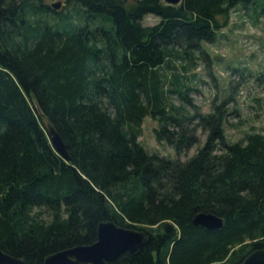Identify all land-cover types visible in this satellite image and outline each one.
Segmentation results:
<instances>
[{"label": "trees", "instance_id": "16d2710c", "mask_svg": "<svg viewBox=\"0 0 264 264\" xmlns=\"http://www.w3.org/2000/svg\"><path fill=\"white\" fill-rule=\"evenodd\" d=\"M63 2L0 0V250L44 264L95 242L108 220L148 235L139 253L109 264H240L264 249V132L229 141L228 99L201 112L192 87L163 71L178 51L208 55L202 46L231 9L264 17V0ZM146 15L157 22L143 25ZM256 81L264 92V69ZM146 116L177 156L195 153L146 149ZM198 212L220 216L222 227L193 225Z\"/></svg>", "mask_w": 264, "mask_h": 264}, {"label": "rangeland", "instance_id": "374dc122", "mask_svg": "<svg viewBox=\"0 0 264 264\" xmlns=\"http://www.w3.org/2000/svg\"><path fill=\"white\" fill-rule=\"evenodd\" d=\"M55 1L58 0H46V3L50 5ZM60 1L57 10L63 8L64 2ZM221 18L222 22L224 18ZM157 20L153 15H146L141 22L152 25ZM202 47L208 55L203 56L198 49H193L178 51V57L172 56V66L163 69L168 80L179 74L182 82L192 87L189 96L201 112H208L213 100L219 102L227 98L228 110H236V114L227 116L224 127L229 141L240 140L250 131L264 132V92L256 81V76L264 69V17L255 19L251 11L239 6L231 9L227 24L219 30L216 40ZM172 101L179 102L175 95ZM188 108L191 112V107ZM156 127L154 119L143 118L138 140L146 149L181 160L195 153L197 146L177 156L173 148L156 138ZM204 137L200 134L201 142Z\"/></svg>", "mask_w": 264, "mask_h": 264}, {"label": "water", "instance_id": "95a60500", "mask_svg": "<svg viewBox=\"0 0 264 264\" xmlns=\"http://www.w3.org/2000/svg\"><path fill=\"white\" fill-rule=\"evenodd\" d=\"M167 4L175 5L181 0H164ZM61 1L50 4L58 9ZM46 132L57 153L66 160L69 155L60 134L47 123ZM195 226L206 229H220L223 220L220 216L210 212H198L192 218ZM148 242L145 231L117 225L113 221H102L97 227V238L89 245H76L47 255L44 264H109L124 252L137 254ZM0 264H26L21 258L12 256L0 250ZM240 264H264V249H257L248 253Z\"/></svg>", "mask_w": 264, "mask_h": 264}, {"label": "flooded vegetation", "instance_id": "af4514ba", "mask_svg": "<svg viewBox=\"0 0 264 264\" xmlns=\"http://www.w3.org/2000/svg\"><path fill=\"white\" fill-rule=\"evenodd\" d=\"M51 3H52V2H51ZM51 3H50V4H51Z\"/></svg>", "mask_w": 264, "mask_h": 264}]
</instances>
